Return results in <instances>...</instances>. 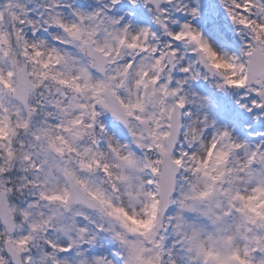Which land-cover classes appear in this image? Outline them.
<instances>
[{
  "label": "snow or ice",
  "instance_id": "snow-or-ice-1",
  "mask_svg": "<svg viewBox=\"0 0 264 264\" xmlns=\"http://www.w3.org/2000/svg\"><path fill=\"white\" fill-rule=\"evenodd\" d=\"M0 264H264V0H0Z\"/></svg>",
  "mask_w": 264,
  "mask_h": 264
}]
</instances>
